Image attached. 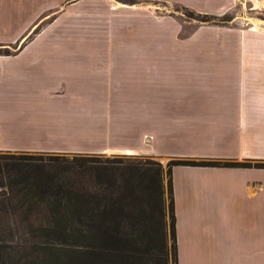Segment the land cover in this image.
<instances>
[{
    "label": "crops",
    "instance_id": "obj_1",
    "mask_svg": "<svg viewBox=\"0 0 264 264\" xmlns=\"http://www.w3.org/2000/svg\"><path fill=\"white\" fill-rule=\"evenodd\" d=\"M86 8L123 13L109 0H0V150L264 161V45L211 50L234 59L185 62L191 80L176 85L155 49L60 47ZM172 187L188 264H264V169L177 166Z\"/></svg>",
    "mask_w": 264,
    "mask_h": 264
},
{
    "label": "trees",
    "instance_id": "obj_2",
    "mask_svg": "<svg viewBox=\"0 0 264 264\" xmlns=\"http://www.w3.org/2000/svg\"><path fill=\"white\" fill-rule=\"evenodd\" d=\"M264 162L141 156L0 155V236L31 245L0 264H179L172 169ZM69 244V251L55 250Z\"/></svg>",
    "mask_w": 264,
    "mask_h": 264
},
{
    "label": "rangeland",
    "instance_id": "obj_3",
    "mask_svg": "<svg viewBox=\"0 0 264 264\" xmlns=\"http://www.w3.org/2000/svg\"><path fill=\"white\" fill-rule=\"evenodd\" d=\"M73 1V0H71ZM123 13L107 11L104 8L92 10L87 9L88 17L78 19L72 24L63 23L60 30V47H66L69 42L72 47H116L138 49H155L158 55L155 56V63L158 67L167 70L165 73L172 77L176 84H182L191 80L181 76V68L185 62L189 65L209 64L212 67H219L223 61L231 64L234 58L208 56L211 50H230L243 47L260 48L264 41L253 37L242 39L244 34L264 35V1H260L258 7L256 0H109ZM119 12V11H117ZM110 13H115L111 15ZM49 22V21H48ZM45 22L38 27L27 39L32 42L34 36L47 28L50 23ZM236 34L239 37H234ZM241 38V40H240ZM29 42V43H30ZM101 42V45L98 43ZM247 43V44H246ZM6 48H14L7 46ZM4 54H11L9 50ZM169 54L164 56L163 54ZM207 54V55H205ZM131 59V58H126ZM213 64H212V62ZM227 61V62H226ZM185 71V70H184ZM186 72V71H185ZM164 74V73H162ZM206 96H214V92L201 93ZM116 106H114L115 108ZM116 113V109L113 111ZM100 140V139H99ZM101 142L98 141V145ZM99 149H97L98 151ZM94 149H43V150H21L10 151L0 150L4 153H49V154H87L102 155L105 157L128 156L113 153H94ZM154 161L159 160L152 157ZM196 159V158H170L164 160L166 167L170 160ZM232 161V160H231ZM264 162L261 160H256ZM242 162V161H238ZM177 249L179 264L192 263L189 257L183 256L184 245L178 240ZM30 247L28 243L20 238H3L0 236V254H11L13 257H20L24 249ZM69 245V244H68ZM67 244H56L55 250L69 251L72 246ZM187 250L193 245L187 244ZM73 248V247H72ZM71 248V249H72ZM188 252V251H187ZM188 257V258H187ZM194 264H206L205 261L195 259ZM210 263V262H209Z\"/></svg>",
    "mask_w": 264,
    "mask_h": 264
},
{
    "label": "bare ground",
    "instance_id": "obj_4",
    "mask_svg": "<svg viewBox=\"0 0 264 264\" xmlns=\"http://www.w3.org/2000/svg\"><path fill=\"white\" fill-rule=\"evenodd\" d=\"M257 2H255L256 3V5L259 7L261 4H260V1H264V0H256Z\"/></svg>",
    "mask_w": 264,
    "mask_h": 264
}]
</instances>
